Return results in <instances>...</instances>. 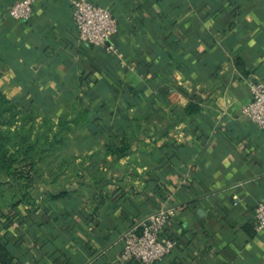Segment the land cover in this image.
Returning a JSON list of instances; mask_svg holds the SVG:
<instances>
[{
    "label": "crops",
    "instance_id": "crops-1",
    "mask_svg": "<svg viewBox=\"0 0 264 264\" xmlns=\"http://www.w3.org/2000/svg\"><path fill=\"white\" fill-rule=\"evenodd\" d=\"M15 1L0 0V93L67 141L57 173L2 180L12 264H122L123 233L165 204L175 246L157 264H264V130L240 113L264 84V0H88L113 14L117 54L77 41L71 0L22 22Z\"/></svg>",
    "mask_w": 264,
    "mask_h": 264
},
{
    "label": "built area",
    "instance_id": "built-area-1",
    "mask_svg": "<svg viewBox=\"0 0 264 264\" xmlns=\"http://www.w3.org/2000/svg\"><path fill=\"white\" fill-rule=\"evenodd\" d=\"M36 0H16L7 10L8 16L17 22L28 20L33 13ZM72 24L80 44L100 48L107 53L117 54L112 44L118 29L110 10L96 6L88 0H71ZM251 99L241 108V117L264 130V84L253 81L249 84ZM172 209L162 205L147 216L139 228L122 235L120 262L127 264H157L171 255L175 246L172 239L161 237L170 219ZM253 230L264 232V202L253 209Z\"/></svg>",
    "mask_w": 264,
    "mask_h": 264
},
{
    "label": "trees",
    "instance_id": "trees-1",
    "mask_svg": "<svg viewBox=\"0 0 264 264\" xmlns=\"http://www.w3.org/2000/svg\"><path fill=\"white\" fill-rule=\"evenodd\" d=\"M20 107L17 101H8L0 93V178H12L16 172L13 166L23 163L22 167L26 169L27 176L30 172L36 176L57 173L49 167L54 161L65 162L64 156L58 150L64 147L67 140L58 134L50 137L52 125L44 119L36 127L33 121L38 113L31 110L26 114L20 113ZM43 166L44 170L41 169ZM1 183V187H6L14 195V188L10 183ZM4 191L0 192L1 199H4ZM18 204V201H11L9 206L13 208ZM4 207V202L0 203V264H12L13 257L6 249L5 242L16 216L10 215L12 209L4 211Z\"/></svg>",
    "mask_w": 264,
    "mask_h": 264
},
{
    "label": "rangeland",
    "instance_id": "rangeland-1",
    "mask_svg": "<svg viewBox=\"0 0 264 264\" xmlns=\"http://www.w3.org/2000/svg\"><path fill=\"white\" fill-rule=\"evenodd\" d=\"M2 180H4V179L0 178V183H1V182L3 183ZM27 180H30V179L27 178ZM2 183H1V184H2ZM2 187H3V186H2ZM2 187L0 186V192H1V190H5L4 193H3V198L6 199L7 196L9 195L8 192H7L8 189L5 188V187H3V188H2ZM26 188H27V189H26V190H27V191H26L27 194H31V195L35 194V192H34V190H33V187H32L31 185L29 186V182H27ZM20 189H21V187H20ZM4 199H1V198H0V203H3V202H4Z\"/></svg>",
    "mask_w": 264,
    "mask_h": 264
}]
</instances>
